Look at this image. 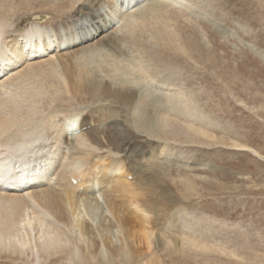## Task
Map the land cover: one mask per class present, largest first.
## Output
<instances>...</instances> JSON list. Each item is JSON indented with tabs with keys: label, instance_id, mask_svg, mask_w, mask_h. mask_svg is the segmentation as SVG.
Masks as SVG:
<instances>
[{
	"label": "rangeland",
	"instance_id": "374dc122",
	"mask_svg": "<svg viewBox=\"0 0 264 264\" xmlns=\"http://www.w3.org/2000/svg\"><path fill=\"white\" fill-rule=\"evenodd\" d=\"M42 1L44 0H39V3ZM52 1L54 3H50L49 6L59 8L67 6L68 3V0ZM94 1L92 0L93 6L99 8L97 2L100 0ZM181 1L163 0L161 4L154 6L158 16L155 11L151 19L154 38L148 40L152 46L148 51L149 59L139 50L137 54H130L128 58H116L112 55L113 49L105 47V51L95 52L87 58L80 56L75 65L70 62L62 65L59 58L70 54L71 51H78L76 47L60 54L54 49L53 54L43 58L34 57L31 63L44 62L43 60L53 57L58 62L62 77L68 71L81 69V66L106 74L111 69L110 65H114L113 71L120 79L134 80L136 85L139 84L138 86L143 89L144 97L154 101L156 115L167 116L174 121L172 127L166 128L167 132L161 141L154 139L157 145L154 154L150 149H146L147 156L131 158L132 161H139L136 165L145 180L152 175L153 182L147 188L154 189V193H158L156 197L164 195L169 189L174 195L179 196V202L175 204L172 202L173 207L170 208L174 221L161 222L159 230L154 232L150 249L143 250L145 255L139 263L146 264L150 257H160L162 264H264V0ZM148 4L149 0H137L134 8L130 7L132 11L127 6L122 14L124 16L133 14L137 10L147 8ZM35 6L36 11H39L41 6L33 5ZM83 7L91 8L88 4H83ZM46 11V18L49 20L47 25L54 27V31L56 29L61 31L67 25L77 23L69 18L62 24V19H58L56 13ZM120 13L121 11L115 14L110 12V16L105 17L108 24L106 28H111L112 22L119 21ZM17 20L18 17L12 19L9 30L11 33L7 36L20 34L16 31L20 23ZM28 21L24 23L25 26L30 24ZM121 24L123 28V20ZM164 27L168 30L165 35ZM177 41L180 45H172ZM58 78L60 77L57 76ZM41 80L36 86L49 88V93L37 102L39 113L36 121L29 122V125L23 127L27 134H32L33 128L42 126V122L50 121L51 114L57 113L55 123H59L60 126L68 118L80 120L91 111L92 105L88 98L84 101L83 98L71 99L64 83L56 81L57 86L63 88L61 96L56 98L55 90L49 87L53 82L43 84ZM17 90V85L12 86V90L10 88V92L19 93ZM5 94L7 93L0 92V99H4L7 96ZM32 102L34 101L31 99L25 101L26 105L24 103L22 105L26 115ZM23 119L26 120L25 116ZM190 125L202 129L212 136V139L205 137L201 138L200 142L195 141L191 132L189 134L181 130ZM104 127L106 129L107 125L101 126V130ZM97 128H100V125ZM54 134H56L54 129H47L44 133L46 139H42L39 145L45 152L52 147ZM76 135L79 133L71 134V137L76 138ZM147 135L148 138H153L150 133ZM100 140L104 145L107 143L105 135H102ZM62 148L66 149V152ZM98 148L102 147L90 142L84 146L85 152L94 151L92 153L97 156L95 158L97 163L100 161L99 155L105 154L104 156L108 155V158L117 159L125 156L119 149L110 151L105 146L103 150ZM74 152L72 147L62 144L60 158L62 156L63 161H55L62 162L59 165L55 164L57 166L55 173L64 169L68 157ZM78 162L76 166L82 167L80 160ZM51 165L53 167L54 164ZM96 172L99 173L100 170L96 169ZM52 175L54 178L55 175ZM129 180L135 179L129 177ZM13 182L15 180L8 183ZM171 182L175 184L181 182L180 188L176 186L179 189H173L175 184ZM169 183L173 185L168 189ZM96 198L100 199L103 207L100 216L107 222L114 223L104 194L100 193ZM167 201L169 202V199ZM134 210L143 218L146 216V219H152L154 216V222L157 220V211H154L153 215L145 207H139L138 211L135 208ZM85 218L86 222L96 229L101 248L107 252L99 232L100 221ZM32 229L27 228L34 238L37 231L32 233ZM112 236L115 245H123L121 229L116 228ZM160 236L171 240H168L171 245L176 243L174 240L181 241L186 236L215 250L203 251L188 247L184 249L182 243L177 242L180 248L175 254L172 251L175 249L174 245L169 248L166 246L170 251L163 250ZM71 239L73 237L70 234L68 241L63 243V248L68 251L75 249ZM27 249L30 260L29 263L22 264H50L42 258L41 251L35 248V243ZM0 264L10 263L0 261ZM57 264L75 263L60 259ZM92 264H99V261L94 260Z\"/></svg>",
	"mask_w": 264,
	"mask_h": 264
},
{
	"label": "bare ground",
	"instance_id": "6f19581e",
	"mask_svg": "<svg viewBox=\"0 0 264 264\" xmlns=\"http://www.w3.org/2000/svg\"><path fill=\"white\" fill-rule=\"evenodd\" d=\"M114 1L100 0L97 2L98 8L93 6L92 0H68L67 6L59 8L49 6L54 3L52 0H44L41 3L39 0H0V92L7 93L4 99H0V261L10 264L29 263L27 248L35 243V248L41 251L42 258L50 264H57L60 259L75 264H92L94 260H98L99 264H141L139 261L145 255L143 250L150 249L154 232L159 230L161 222L174 221L170 208L173 207L172 202H179V196L174 195L169 188H172L175 182L169 183V190L166 193L164 191V195L156 197L158 193L147 188L153 182L152 175L145 180L136 165L139 161L131 159L147 156L146 149H150L154 154L157 147L154 139L161 141L167 132L166 128L172 127L174 121L167 116L156 115L154 101L144 97L143 89L139 84L136 85L134 80L120 79L113 71L114 65H110L111 69L106 74L81 66V69H73L70 71L72 74L68 71L62 77L58 62L53 57L43 60L44 62L31 63L34 57L43 58L53 54L54 49L60 54L76 47L78 51H71L70 54L59 58L62 65L66 62L75 65L80 56L87 58L95 52L105 51V47L113 49L112 55L116 58L125 59L130 54L141 51L145 58L149 59L151 43L148 40L154 38V27L151 23L156 11L154 6L161 4L163 0H149L147 8H135L137 11L133 10V14L126 16L122 11L127 6L134 8L137 0ZM35 4L41 6L39 11H36L37 5L33 7ZM83 4H88L91 8L83 7ZM46 10L56 13V17L62 19V24L69 18L77 23L67 25L61 31L55 28L54 31V27L47 25L49 20L46 18ZM118 11H121L118 14L121 15L119 21L110 24L112 29L106 28V18L110 16V12L115 14ZM156 15L158 16L157 11ZM14 17H18L17 22H20L19 26H16V31L20 34L7 36L11 33L9 30ZM27 21L30 24L25 26ZM167 32L164 27L163 34ZM172 45L180 43L177 41ZM152 58L153 53L150 60ZM57 76L60 78L57 79ZM40 80L43 84L53 82L49 87L55 90L56 98L61 96L63 89L57 86L56 81L64 83L71 99L83 98L84 101L88 98L92 105L91 111L80 120L68 118L60 126L55 123L57 113L51 114L50 121L42 122V126H35L32 134H27L23 127L36 121L39 113L37 102L49 93V88L36 86ZM14 85H17L19 93L10 92ZM31 99L34 102L26 115L22 105H26L25 101ZM156 103L159 104L157 100ZM24 116L26 120L23 119ZM26 122L28 124L25 125ZM98 125L100 128H97ZM103 125L107 127L101 130ZM47 129H54L56 134L52 147L45 152L39 144L42 139H46L44 133ZM181 130L191 132L195 141L205 137L212 139V136L202 129L191 125ZM76 133L79 135L72 138L71 134ZM147 133L153 138H148ZM102 135L107 137L105 145L100 140ZM87 142L99 145L102 150L104 146L110 151L119 149L125 156L117 159L108 158L105 154L99 155L100 161L97 163V156L92 153L94 151L87 153L84 150ZM64 143L75 152L68 157L64 169L55 173V164L62 163L60 148ZM65 150L63 149L64 152ZM56 160H60L59 163H55ZM78 160L82 167L76 166ZM51 164H54L53 167ZM96 169L100 172L97 173ZM52 174L55 175L54 178L51 177ZM129 177H134L135 180L130 181ZM10 180H15L14 184L10 185ZM181 182L176 183L173 189ZM100 193L107 199L114 223H109L100 216L103 207L100 199L96 198ZM139 207H145L153 215L154 211H157V220L154 222V216L152 219L139 216L134 210L135 208L138 211ZM85 217L100 221L99 232L107 252L101 248L96 229L86 222ZM33 224L35 226H32ZM27 228H31L32 233L37 231L34 238ZM116 228L123 232L122 246L115 245L112 238ZM70 234L75 249L68 251L63 248V243L68 241ZM183 238L174 242L182 243L184 249L188 247L203 251L215 250L195 239L186 236ZM168 240L161 237L160 245L166 251H170L167 247L174 245L175 249L172 251L176 254L180 245H171V240ZM146 264L162 262L160 257H150Z\"/></svg>",
	"mask_w": 264,
	"mask_h": 264
}]
</instances>
